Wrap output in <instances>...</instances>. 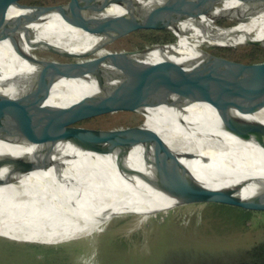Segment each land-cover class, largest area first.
I'll list each match as a JSON object with an SVG mask.
<instances>
[{"label":"bare ground","instance_id":"obj_1","mask_svg":"<svg viewBox=\"0 0 264 264\" xmlns=\"http://www.w3.org/2000/svg\"><path fill=\"white\" fill-rule=\"evenodd\" d=\"M164 1L120 0L105 13L124 12V6L148 13ZM41 6L21 2L0 16V104L18 112H66L84 96L97 92V81L84 76L36 86L26 77H17L36 66L19 52L35 55L37 48L83 52L103 37L93 34L67 3ZM227 12L238 22L231 27L217 25L218 18ZM197 21V27L185 29L174 41L137 54L125 67L127 73L140 74L173 62L202 64L232 75L243 65L224 62L201 46L242 42L264 45V0H219ZM257 77H264V61L245 78ZM135 112L145 116L144 122L129 129L103 130L117 144L162 137L181 157L174 161L145 157L146 146L138 144L125 158L130 168L178 181H198L213 188L237 187L238 179L244 178L241 181L247 184L237 191L243 197L253 193L251 179L264 175V108L239 110L226 124H222L216 108L204 101L163 104ZM115 158V154L77 148L67 141L53 143L33 136L0 139V236L60 243L88 235L117 215H148L173 207V198L138 177L121 180Z\"/></svg>","mask_w":264,"mask_h":264},{"label":"water","instance_id":"obj_2","mask_svg":"<svg viewBox=\"0 0 264 264\" xmlns=\"http://www.w3.org/2000/svg\"><path fill=\"white\" fill-rule=\"evenodd\" d=\"M22 1L0 0V16L6 14L11 6H16ZM218 1L165 0L148 13L124 6V12L109 14L105 13V10L120 0H68V7L91 28L93 34L102 36L103 40L93 48L77 53L48 49L64 57L63 60L40 58L19 52L36 66L18 74L17 77H26L30 83L46 87L61 78L91 76L97 81L99 89L84 96L66 112L56 109L18 112L0 104V139H23L33 136L53 143L67 141L77 148L115 154L121 180L127 179V176L138 177L151 188L173 198V207L208 202L264 211L263 173L251 179L250 182L255 184V188L247 197L237 193L238 187L247 184L244 182L246 180L241 181L244 179L241 177L237 187L213 188L198 181H178L170 177L149 175L126 164L125 158L132 147L143 144L146 146L145 157L163 161L180 159V152L174 150L162 137L117 144L107 131L80 125L82 121L112 112L143 111L148 107L163 104L180 106L193 101H204L214 106L222 124L230 122L239 110L257 111L264 108V77L245 78L259 64L260 59L243 62L213 54L224 62L243 65V69L232 75L221 74L202 64L184 66L173 62L140 74H128L125 69L137 54L166 45L168 39L181 37L185 29L197 27V19L201 15H208L210 8ZM187 20L193 21H190L189 25L179 26ZM141 30L161 31L166 35V39L157 45L136 50L97 54L107 44ZM1 33L4 37L8 35L3 29Z\"/></svg>","mask_w":264,"mask_h":264},{"label":"rangeland","instance_id":"obj_3","mask_svg":"<svg viewBox=\"0 0 264 264\" xmlns=\"http://www.w3.org/2000/svg\"><path fill=\"white\" fill-rule=\"evenodd\" d=\"M22 2L52 5L64 4L68 0ZM237 22L238 19L229 12L216 21L222 27H231ZM143 36L162 38L159 33L136 31L107 44L97 54L139 49L130 41L141 43L145 40ZM146 42V47L158 44ZM250 44L206 43L201 48L215 54L217 46L234 47V56L250 62L248 55L251 52L261 54V49ZM33 53L40 58L64 59L44 48H37ZM144 120L142 113L117 111L82 121L80 125L118 129L139 125ZM167 240H170L171 248L166 253L172 258L162 264H233L245 249L264 240V211L200 202L148 215L135 212L117 215L104 220L88 235L60 243L19 241L0 236V264H150L159 253H165Z\"/></svg>","mask_w":264,"mask_h":264},{"label":"trees","instance_id":"obj_4","mask_svg":"<svg viewBox=\"0 0 264 264\" xmlns=\"http://www.w3.org/2000/svg\"><path fill=\"white\" fill-rule=\"evenodd\" d=\"M146 31H150L153 34L159 33L162 35V38L160 37V39H158V38L152 39L150 36H143L145 40H143L141 43H133L131 41H130V43H132L134 45V47H136V48H144L147 46V42H146L147 40L151 44H155V43H159V42L166 39V35L161 31H153V30H146ZM175 39L176 38L168 39L167 42H172ZM250 45H252L256 49H261V54H260V56H258L257 54L251 52L248 55L249 61L253 62V61H256L258 59H260V61H264V47L259 46V45H254V44H250ZM215 48H216L215 54H217V55L224 56V57H227V58H230L233 60H237V61L243 60V58L241 56H234V52L236 51L234 47L217 46ZM241 209H243V208H241ZM243 210H246V209H243ZM169 241L170 240H167L165 245H164V252L165 253H163V252L159 253L160 255H157L158 257L153 262H151L150 264H162V263H164L167 260L172 258V256L167 255V253H166L167 250L169 248H171L169 246L171 244V242L169 243ZM158 248H160V245L158 246ZM233 264H264V240L255 242L252 246L245 249V251L243 252L241 257Z\"/></svg>","mask_w":264,"mask_h":264}]
</instances>
